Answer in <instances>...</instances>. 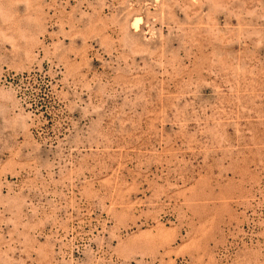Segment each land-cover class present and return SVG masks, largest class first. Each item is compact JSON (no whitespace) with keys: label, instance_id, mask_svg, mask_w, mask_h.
<instances>
[{"label":"rangeland","instance_id":"rangeland-1","mask_svg":"<svg viewBox=\"0 0 264 264\" xmlns=\"http://www.w3.org/2000/svg\"><path fill=\"white\" fill-rule=\"evenodd\" d=\"M0 264H264V0H0Z\"/></svg>","mask_w":264,"mask_h":264}]
</instances>
